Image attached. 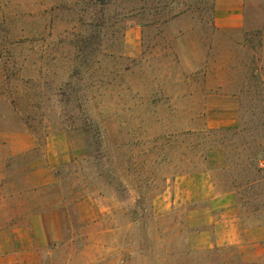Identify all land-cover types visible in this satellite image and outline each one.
<instances>
[{
  "label": "rangeland",
  "instance_id": "rangeland-1",
  "mask_svg": "<svg viewBox=\"0 0 264 264\" xmlns=\"http://www.w3.org/2000/svg\"><path fill=\"white\" fill-rule=\"evenodd\" d=\"M214 9L0 0L5 262L264 264V0Z\"/></svg>",
  "mask_w": 264,
  "mask_h": 264
},
{
  "label": "crops",
  "instance_id": "crops-1",
  "mask_svg": "<svg viewBox=\"0 0 264 264\" xmlns=\"http://www.w3.org/2000/svg\"><path fill=\"white\" fill-rule=\"evenodd\" d=\"M246 0H215L214 20L215 25L221 29L240 28L245 21ZM263 238V232L260 236L252 238V240H259ZM4 245L0 241V264H14V259L5 262V257L10 256L4 253Z\"/></svg>",
  "mask_w": 264,
  "mask_h": 264
}]
</instances>
